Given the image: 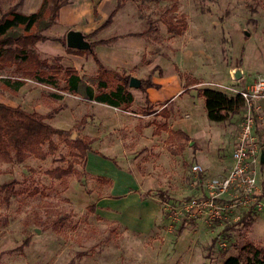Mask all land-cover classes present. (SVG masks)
<instances>
[{"label":"rangeland","instance_id":"1","mask_svg":"<svg viewBox=\"0 0 264 264\" xmlns=\"http://www.w3.org/2000/svg\"><path fill=\"white\" fill-rule=\"evenodd\" d=\"M17 1L0 0V9L6 10ZM18 10L21 12V7ZM170 18L174 23H186L181 35L167 31L165 23ZM118 27L123 33H141L147 41L142 68L126 73L130 77L144 80L157 70H180L187 79L197 77L199 87L228 96H234L235 92L225 87H239L236 83L242 78L246 82L244 88L236 90L252 91L259 82L264 83L262 72L248 74L255 70L254 60L259 56L264 58V0H127ZM43 34L50 39L59 35L49 29ZM238 39H248L251 45L244 66L232 58L233 45ZM60 65L67 69L62 61ZM237 66L242 70L239 79L231 72ZM12 72L13 68L3 69L0 80L8 77L10 81H22L23 85L12 91L0 81V103L26 112L50 114L48 124L69 129L72 139L84 137L85 125H80L84 119L82 113L94 111L93 106L82 95L68 93L63 76L57 77L55 84H39ZM117 74L124 75L121 71ZM86 75L85 81L90 82L94 75ZM106 79L112 90L117 87L118 81L113 77ZM258 105L261 113L264 112V98H259ZM105 113L110 118L117 111ZM242 114L241 111L221 124L201 125L202 141L191 140L179 155L171 154V149L180 141H168L163 131L159 136H151L153 142L138 171L159 173L163 183L155 182L151 193L153 204L135 208L139 212H133L142 217L140 223L144 227L139 223L134 225L127 213L114 216L109 209H100L97 199L107 188L94 185V178L88 176L85 189L74 175L62 180L47 175L48 171L67 169L69 165L78 174L83 171L75 151L56 137L58 149L44 161L32 156L22 163L0 161V185L15 181L14 189L18 193L10 196L8 205L0 202V264H222L247 243L264 248L263 175L251 203L242 205L236 197L223 201L232 208L222 219H211L208 213L187 218L183 209L190 200L205 198L206 188L198 180L224 177L228 172ZM157 116L150 117L147 124L161 126L162 119L151 120ZM262 117L264 121L263 114ZM165 123L168 125L167 120ZM208 134L214 137V142ZM92 147L95 150L99 144L95 142ZM193 165H199L202 173L193 174ZM34 189L38 193L32 196ZM93 204L95 210L91 212L89 207ZM148 207L153 209V214L147 223ZM113 208L112 205L110 209ZM66 216L68 220L59 229L50 226ZM27 238L29 242L23 246Z\"/></svg>","mask_w":264,"mask_h":264},{"label":"crops","instance_id":"2","mask_svg":"<svg viewBox=\"0 0 264 264\" xmlns=\"http://www.w3.org/2000/svg\"><path fill=\"white\" fill-rule=\"evenodd\" d=\"M117 1L68 0V4L59 9L56 23L49 28V32L59 33L55 37L57 40L37 42L35 49L42 57L62 58V63H65L67 68L75 70L79 76L87 74L86 76L94 75L92 77L94 78L98 74V67L91 55L86 53L81 56L70 54L67 52L69 48L60 42L62 39L65 41L67 31L73 30L83 34L90 46L94 42L115 38L111 44H96L93 47L95 55L104 66L115 71L124 70L127 74L141 69L147 53V41L143 34L140 35L141 33H123L118 27L123 7L113 15L112 23L101 29L109 14L117 6ZM41 2L42 0H23L21 12L25 14L34 13L38 10ZM249 42L248 39H238L233 45L232 58L234 61L238 60L239 64L241 61L243 66L246 65V59L251 49ZM71 50L73 52L77 51ZM257 50L260 55L259 49ZM240 55H243L242 58H240ZM253 68L255 70L248 74L252 75L254 72L264 74V58L259 56L258 59H255ZM82 71L86 73L80 75L79 73H82ZM236 71H239L241 76L240 66H237L231 72L234 75ZM159 72L161 73L160 76ZM184 73L180 70L175 72L157 70L152 75L149 74L151 81L157 87H149L144 91L140 88L130 90L132 100L126 109L122 106L114 107L106 103L86 100V102L92 104L94 111L86 112L84 110L82 113V119H85V123L82 125H85L82 130L84 136L82 138L92 140L91 151L86 154L84 168L90 177H103L111 182V186L106 187V192L100 194L101 197L97 199V206L100 209H109L114 216H117L118 213H127L129 217L133 218L134 225L145 226L140 223L142 217L133 212H139L135 208L153 204L154 199L151 193L155 189V182L163 183V176L159 173L151 171L142 174L138 171L141 162L145 160L147 148L153 142L150 139L151 136H159L163 131L167 134V140L169 141L171 131H180L187 135L190 140L201 142L204 138L201 125L217 124L209 122L206 118L204 102L198 93V90L204 87H199L200 83L185 87L188 76H185ZM191 78L198 80L197 77L191 76ZM140 81L142 84L143 80ZM245 83L244 78H242L241 81H237L236 86L239 87H235V89H243ZM95 93L97 91L94 87ZM113 111H117V113H114L115 115L111 114L110 118L105 117V112L111 113ZM145 111H148L149 114H145ZM100 113L101 116L99 117ZM262 114L264 116L263 111ZM153 115L158 116L151 119L152 121L155 119V121L163 120L161 126L147 124ZM165 120H167L168 125H166ZM170 121L171 125L169 124ZM198 121L200 123H197ZM153 127H155L154 130ZM158 127L162 130L159 131ZM95 128H98V131ZM125 134L127 136L124 137ZM208 137L211 138L212 136L208 134ZM97 138H99V142ZM216 139L218 143L220 136L218 135ZM95 142L99 144V147L94 150L92 145ZM125 145L127 146L126 149L124 148ZM122 169L129 171L123 172ZM94 185L99 186L96 183ZM149 192L150 194L147 195ZM112 205L114 208L110 209ZM116 206H120L119 209ZM151 210L153 209L150 207L145 218L147 223L150 222L153 214ZM145 221L143 220V222Z\"/></svg>","mask_w":264,"mask_h":264},{"label":"trees","instance_id":"3","mask_svg":"<svg viewBox=\"0 0 264 264\" xmlns=\"http://www.w3.org/2000/svg\"><path fill=\"white\" fill-rule=\"evenodd\" d=\"M127 0H118L117 6L109 14L108 19L102 25L101 29L112 23L113 15L124 7ZM152 1V0H142ZM23 0H18L17 3L6 10L0 9V75L5 68H13L14 74L21 77H26L39 84L56 83V78L63 76L66 81L65 90L73 95H82L85 100H94L96 102L106 103L108 105L124 109L128 108V104L132 100L129 92V78L126 71L122 76H118L115 70L110 69L102 64L93 51L96 44L108 45L114 42L115 38L98 41L91 44V49L87 51L73 52L68 49V53L81 56L83 53L91 55L94 63L98 67L96 77L90 79V82L85 81L84 76H79L78 73L71 69H63L60 65L62 58L59 57H42L35 49L37 42L50 39L43 34L51 26L56 23L57 14L62 6L68 4V0H42L38 10L31 14H25L18 9L22 6ZM173 19L166 20L167 31L176 35H181L186 29V23H174ZM142 35V34H140ZM60 42L64 45L65 41ZM159 72V76H160ZM106 76L113 77L118 81L117 87L111 89ZM2 85L12 91L18 90L22 85V81H10L8 77L0 80ZM200 82L196 79H189L185 82V87L196 85ZM94 87L97 93L94 94ZM149 87H157L151 81V76H148L142 81L140 89L144 91ZM199 95L204 102L206 118L209 122L223 123L231 117L238 115L244 108V100L239 94L228 96L220 91L202 88L198 90ZM145 114H149L145 111ZM51 118V115H40L35 112H26L20 107L12 108L0 103V161L6 163H22L30 156L44 161L48 156L54 154L58 145L54 142L56 137L66 146L75 151L77 158L80 159L83 165V171L80 174L76 173L72 166L67 169L56 168L48 171L47 175L55 180H62L67 176L74 175L76 181L86 187V182L89 174L85 171V161L87 152L91 151L92 140L89 138L72 139L70 131L54 128L46 121ZM81 123V124H80ZM80 125L85 123L84 119L80 121ZM171 141H182L175 149H171V154H181L186 144L191 140L184 133L177 131L169 135ZM95 183L99 186L110 187V180L103 177H95ZM15 181L0 185V202L8 205L10 196L17 195L15 191ZM86 189V188H85ZM2 193H4L3 197ZM38 193L37 189L33 190L32 196ZM87 194L90 191L87 190ZM150 194L147 193V195ZM91 212H94V204L89 207ZM68 220V216L62 217L51 223L53 229H59ZM29 239L23 241V246H26ZM22 246L20 247V249ZM19 249V250H20ZM222 264H264V248L253 243L243 245L236 256L228 257Z\"/></svg>","mask_w":264,"mask_h":264},{"label":"built area","instance_id":"4","mask_svg":"<svg viewBox=\"0 0 264 264\" xmlns=\"http://www.w3.org/2000/svg\"><path fill=\"white\" fill-rule=\"evenodd\" d=\"M225 88L233 90L244 100L242 120L230 154V166L224 177L198 180L206 188V196L183 205L187 218L208 213L211 219H222L223 214L232 208V205L223 203L231 197H236L242 205L251 203L257 195L260 176H264V162H261V156L264 159V121L258 105L259 98L264 96V83L259 82L252 91ZM191 170L195 175L202 173L199 165H193ZM258 207L261 209L260 204Z\"/></svg>","mask_w":264,"mask_h":264},{"label":"water","instance_id":"5","mask_svg":"<svg viewBox=\"0 0 264 264\" xmlns=\"http://www.w3.org/2000/svg\"><path fill=\"white\" fill-rule=\"evenodd\" d=\"M65 46L69 49L77 50V51H85L90 50L91 46L90 44L85 40V37L83 34H81L78 31L69 30L65 34ZM234 78L239 79L240 78V72L236 71L234 73ZM129 88L132 89H138L141 86V81L130 77L128 82ZM261 162H264L263 156H261Z\"/></svg>","mask_w":264,"mask_h":264}]
</instances>
